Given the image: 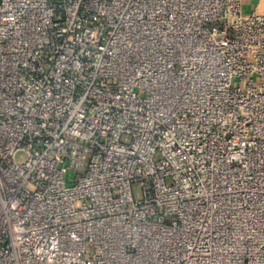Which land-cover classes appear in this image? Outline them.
Wrapping results in <instances>:
<instances>
[{
  "label": "built area",
  "instance_id": "built-area-1",
  "mask_svg": "<svg viewBox=\"0 0 264 264\" xmlns=\"http://www.w3.org/2000/svg\"><path fill=\"white\" fill-rule=\"evenodd\" d=\"M256 1L0 0V264H264Z\"/></svg>",
  "mask_w": 264,
  "mask_h": 264
},
{
  "label": "rangeland",
  "instance_id": "rangeland-1",
  "mask_svg": "<svg viewBox=\"0 0 264 264\" xmlns=\"http://www.w3.org/2000/svg\"><path fill=\"white\" fill-rule=\"evenodd\" d=\"M257 5V1L256 0H243V11L245 13H248L250 11H252V9H254V7ZM17 158L20 160H23L26 158L25 153L20 152L17 155ZM138 190L137 185L134 186V191L136 192Z\"/></svg>",
  "mask_w": 264,
  "mask_h": 264
}]
</instances>
